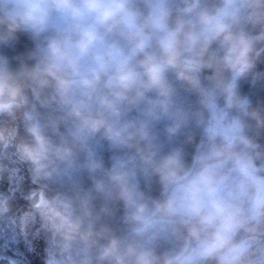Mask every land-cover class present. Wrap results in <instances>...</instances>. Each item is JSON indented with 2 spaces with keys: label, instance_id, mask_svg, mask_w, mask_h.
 <instances>
[{
  "label": "clouds",
  "instance_id": "obj_1",
  "mask_svg": "<svg viewBox=\"0 0 264 264\" xmlns=\"http://www.w3.org/2000/svg\"><path fill=\"white\" fill-rule=\"evenodd\" d=\"M0 264H264V0H0Z\"/></svg>",
  "mask_w": 264,
  "mask_h": 264
}]
</instances>
